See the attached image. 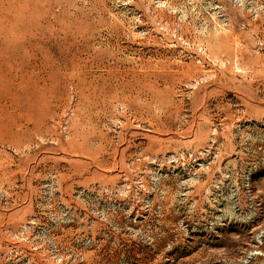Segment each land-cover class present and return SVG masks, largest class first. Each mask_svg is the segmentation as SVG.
I'll return each instance as SVG.
<instances>
[{"label": "rangeland", "instance_id": "rangeland-1", "mask_svg": "<svg viewBox=\"0 0 264 264\" xmlns=\"http://www.w3.org/2000/svg\"><path fill=\"white\" fill-rule=\"evenodd\" d=\"M0 264H264V0H0Z\"/></svg>", "mask_w": 264, "mask_h": 264}]
</instances>
